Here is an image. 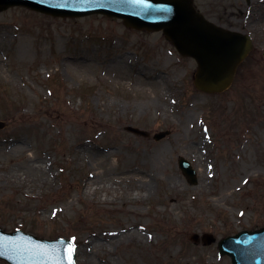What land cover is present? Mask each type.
Returning a JSON list of instances; mask_svg holds the SVG:
<instances>
[{
  "label": "rangeland",
  "instance_id": "obj_1",
  "mask_svg": "<svg viewBox=\"0 0 264 264\" xmlns=\"http://www.w3.org/2000/svg\"><path fill=\"white\" fill-rule=\"evenodd\" d=\"M194 1L219 6V22L254 45L220 94L194 88L195 62L161 33L127 29L102 15L0 12L3 231L69 238L77 264H231L218 256L216 243L194 244L189 237L206 233L219 241L264 227V33L246 25L264 5ZM162 131L170 135L154 141ZM9 140L21 141L23 150H10ZM25 157L49 160L48 186L41 187L39 175L21 173ZM179 157L196 170V185L182 175ZM12 172L36 186H18L22 178L12 186ZM139 172L149 188L130 203L129 185ZM92 173L115 191L109 202L87 192ZM127 225L142 226L143 235L110 245L103 240L87 253L88 239Z\"/></svg>",
  "mask_w": 264,
  "mask_h": 264
},
{
  "label": "water",
  "instance_id": "obj_2",
  "mask_svg": "<svg viewBox=\"0 0 264 264\" xmlns=\"http://www.w3.org/2000/svg\"><path fill=\"white\" fill-rule=\"evenodd\" d=\"M14 6L54 17L103 14L121 19L127 28L162 31L180 55L197 62L193 83L198 91L207 94L220 93L230 86L237 65L251 49L247 37L205 21L194 9L192 0H0V12ZM4 126L0 122V129ZM126 130L148 136L146 132L131 127ZM167 135L168 131L160 132L154 135V139L159 141ZM178 165L189 184L195 185L196 175L190 164L180 157ZM11 237V240H5ZM190 240L198 243L200 239L194 234ZM201 241L203 245H210L215 238L203 234ZM69 244V241L66 245L41 241L21 232L4 236L0 231V258L9 264H67ZM218 249L220 256L231 257L232 264H264V228L222 239L218 242Z\"/></svg>",
  "mask_w": 264,
  "mask_h": 264
},
{
  "label": "bare ground",
  "instance_id": "obj_3",
  "mask_svg": "<svg viewBox=\"0 0 264 264\" xmlns=\"http://www.w3.org/2000/svg\"><path fill=\"white\" fill-rule=\"evenodd\" d=\"M253 3V4H252ZM264 5V0H248V5ZM247 31L249 30H254V31H260L264 33V6L262 7H258L257 10H253L251 11L250 15L247 16ZM251 20V21H250ZM6 143L9 144V149L10 150H23V145L22 142L19 140H15V141H6ZM26 160V167L21 171V173H28L31 176H33V179L35 176L39 175V182L41 187L44 186H48L50 184V182H52V179H49L50 175V170L48 169V167H46V164H49V160L45 159H38V158H34L33 159H29L28 157L24 158ZM131 173H134V171L132 170ZM12 174V179L11 181V185H15L16 182L14 183L13 180H17V178H22L25 179L23 181H19L17 183L18 186H26L27 188H33L34 186H36V182H31L29 180H26V177L24 176H19L16 173H11ZM93 175H89L87 177L86 183H85V188L87 190V192L90 194V196H97L98 198H101L100 200H102V202L106 203L109 202L111 200V198L113 197L112 195L115 193V191L113 190L112 187H110L109 185H107L105 182H101V183H97L95 181V177L96 174L92 173ZM136 182L134 180L131 181V184L129 185L130 190L132 191L133 195L132 198L129 199L130 203H139L141 201L142 195L140 194L141 191H144L145 193H147L148 188H149V180L147 179L146 175L143 172H139V175L136 176ZM33 181V180H32ZM174 187H176V185H173ZM146 195V194H144ZM131 214H133L132 212H130ZM139 217V216H138ZM142 217V216H140ZM142 226L138 225H127L126 227L122 228L121 230L118 231H112L111 234L106 235L107 238H102L97 239L94 238L92 240L88 239L87 242H85L86 245V250L87 253H91L92 251L94 253H96V251L98 249L101 248L102 246V242L101 241H105L104 243L109 244L112 241H117L120 242L124 239H132L134 238L137 234H139L138 237L143 235V230L142 228H140ZM141 229V231H140ZM138 230V232L136 233V231ZM0 231L3 233L4 236H10L14 233L17 232H22L21 230H16L14 232H5L1 229L0 227ZM24 233V232H22ZM28 234V233H27ZM28 236H31L37 240H41V241H46V239H42V238H38L34 235L28 234ZM11 238H5V240H11ZM148 239V237L146 238ZM59 241L63 242L64 245H66L67 241H69V238H58ZM84 244V243H83ZM110 245V244H109ZM117 245V244H115ZM95 249V250H94ZM85 253L84 251L81 252V257H85ZM86 253V254H87ZM80 255V254H79ZM78 258V256H77Z\"/></svg>",
  "mask_w": 264,
  "mask_h": 264
},
{
  "label": "flooded vegetation",
  "instance_id": "obj_4",
  "mask_svg": "<svg viewBox=\"0 0 264 264\" xmlns=\"http://www.w3.org/2000/svg\"><path fill=\"white\" fill-rule=\"evenodd\" d=\"M217 7L219 8V6L217 5H196V9L210 22L218 25V26H222L225 27L221 22H219V20H221V17L219 16V12L216 11ZM223 21V19H222ZM227 22V21H225ZM224 23V21H223ZM225 24V23H224Z\"/></svg>",
  "mask_w": 264,
  "mask_h": 264
},
{
  "label": "snow or ice",
  "instance_id": "obj_5",
  "mask_svg": "<svg viewBox=\"0 0 264 264\" xmlns=\"http://www.w3.org/2000/svg\"><path fill=\"white\" fill-rule=\"evenodd\" d=\"M74 252V247L69 244L68 246V254H67V264H72V255Z\"/></svg>",
  "mask_w": 264,
  "mask_h": 264
}]
</instances>
